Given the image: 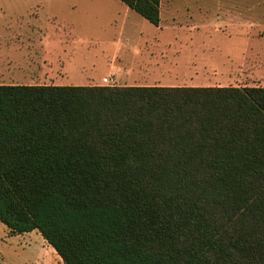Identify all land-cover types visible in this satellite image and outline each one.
<instances>
[{"label": "trees", "instance_id": "obj_1", "mask_svg": "<svg viewBox=\"0 0 264 264\" xmlns=\"http://www.w3.org/2000/svg\"><path fill=\"white\" fill-rule=\"evenodd\" d=\"M0 222L62 264H264V87L0 85Z\"/></svg>", "mask_w": 264, "mask_h": 264}, {"label": "rangeland", "instance_id": "obj_2", "mask_svg": "<svg viewBox=\"0 0 264 264\" xmlns=\"http://www.w3.org/2000/svg\"><path fill=\"white\" fill-rule=\"evenodd\" d=\"M161 2L163 21L156 31L117 0H0V57L6 53L21 56L16 47L5 43L42 40V28L49 27L47 18L54 16L64 23L58 24L64 32L65 67L58 73L64 77L60 81L56 73L52 77L40 65V48L35 46L38 54L30 57L37 75L32 81L37 85L59 81L63 85L117 87H264V0ZM29 14L37 16L30 20ZM17 19L24 22L17 23ZM186 21L193 28L187 37ZM217 23L221 24L214 26ZM200 24L210 27L195 29ZM10 68L12 76L17 66ZM0 263L62 261L38 231L11 235L0 222Z\"/></svg>", "mask_w": 264, "mask_h": 264}, {"label": "crops", "instance_id": "obj_3", "mask_svg": "<svg viewBox=\"0 0 264 264\" xmlns=\"http://www.w3.org/2000/svg\"><path fill=\"white\" fill-rule=\"evenodd\" d=\"M161 8H162V2L160 1V9H159L160 16L162 15ZM127 9H129V8L127 7ZM128 11H132V10L129 9ZM129 13L130 12H126L127 16L129 15ZM171 15H173V14H171ZM36 16L37 15L31 16V14H29L28 17L30 20H32V17H36ZM175 17H176V15L174 14V20H175ZM186 19H188V18L186 17ZM162 21H163V17H161V21H159V24L157 26H154L156 31H160ZM18 22L21 23L24 21L22 19L21 20L17 19V23ZM47 22L50 25L49 27L42 28L39 26V28H42L45 32V36L42 40H38L37 42H34L31 39H25V40L19 39V40H13V43L11 41L5 43L6 46L16 47L17 49L15 48L16 49L15 52H19L21 54V56L15 57L13 55L10 56L6 53L5 56L3 57V59H1V57H0V63H1L0 68L5 67V72L4 73L0 72V85H25V86L37 85V84L33 83V81H32V80L37 78V75L34 74V72H33V61H32V58L30 57V55H35V57H36L35 52L38 54V51L35 50V46H38L40 48L39 51H40L41 57H42V62L40 65L42 67H46L48 70H50L52 77H53V74L56 73L55 76L57 77V79L62 81L64 76H62L60 73H58V71L59 70L64 71V69H65V67L63 66L64 60H63V56H62V54H64V49H63L64 39L62 38L64 32H63L61 27H60L61 29L59 28L58 24L64 25V23L61 22L60 20H58L54 16L48 17ZM175 22H176V24H179V21L175 20ZM206 22H208V20ZM201 23H202V21H201ZM222 23H224L228 27H230L227 23H225V22H222ZM218 24H221V23L214 24V26H217ZM185 25H186L185 30H186V37H187L189 35V32L190 31L192 32L193 28H191V27H189V25H187V21H186ZM200 25H202V24H200ZM203 26L204 25L199 26L201 28L197 27L195 29H200V31L202 29L203 31H205L206 29H208V27H210L208 24H205L204 29H203ZM172 27L176 28L175 26H172ZM180 28H182L181 25H180ZM59 29H60V31H59ZM52 30H54V33H50ZM60 32H61V37H59ZM54 37H56V39L51 40V39H54ZM163 42H166V41H163ZM0 45H2L1 42H0ZM21 47H23V48H21ZM11 66H17V71L12 72L11 73V74H13L12 76L9 74ZM7 72H8V74L6 76ZM38 76L41 77L39 75V72H38ZM9 80H11V82H9ZM52 86H66V85H63L61 82L58 81L57 84H53Z\"/></svg>", "mask_w": 264, "mask_h": 264}, {"label": "built area", "instance_id": "obj_4", "mask_svg": "<svg viewBox=\"0 0 264 264\" xmlns=\"http://www.w3.org/2000/svg\"><path fill=\"white\" fill-rule=\"evenodd\" d=\"M104 81H105V82H107V80H106V79H105Z\"/></svg>", "mask_w": 264, "mask_h": 264}]
</instances>
